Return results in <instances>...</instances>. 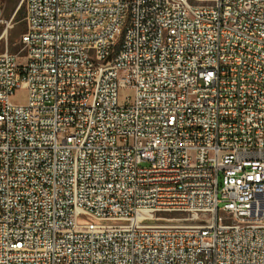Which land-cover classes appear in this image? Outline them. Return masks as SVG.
<instances>
[{"label": "built area", "instance_id": "2783aa9c", "mask_svg": "<svg viewBox=\"0 0 264 264\" xmlns=\"http://www.w3.org/2000/svg\"><path fill=\"white\" fill-rule=\"evenodd\" d=\"M21 4L0 264H264V0Z\"/></svg>", "mask_w": 264, "mask_h": 264}, {"label": "rangeland", "instance_id": "374dc122", "mask_svg": "<svg viewBox=\"0 0 264 264\" xmlns=\"http://www.w3.org/2000/svg\"><path fill=\"white\" fill-rule=\"evenodd\" d=\"M3 4V23H0V54L9 53L17 56H22L24 51L20 43L21 35L26 30V24L23 21L25 14V6L21 4L22 0H1ZM213 1V0H212ZM212 1H196L198 4H210ZM21 5V6H20ZM18 7L22 8L21 16L18 20L15 12ZM18 20V21H16ZM23 62V60H19ZM130 90H122L120 97L132 96ZM27 101L26 91L24 88L16 91L12 97V102L15 105H24Z\"/></svg>", "mask_w": 264, "mask_h": 264}, {"label": "bare ground", "instance_id": "6f19581e", "mask_svg": "<svg viewBox=\"0 0 264 264\" xmlns=\"http://www.w3.org/2000/svg\"><path fill=\"white\" fill-rule=\"evenodd\" d=\"M198 1H212V0H198ZM36 129H47V122H36Z\"/></svg>", "mask_w": 264, "mask_h": 264}, {"label": "trees", "instance_id": "16d2710c", "mask_svg": "<svg viewBox=\"0 0 264 264\" xmlns=\"http://www.w3.org/2000/svg\"><path fill=\"white\" fill-rule=\"evenodd\" d=\"M21 10H22V8H19V10L16 12V15H15L18 20L20 19V16H21ZM18 20H16V21H18Z\"/></svg>", "mask_w": 264, "mask_h": 264}, {"label": "water", "instance_id": "95a60500", "mask_svg": "<svg viewBox=\"0 0 264 264\" xmlns=\"http://www.w3.org/2000/svg\"><path fill=\"white\" fill-rule=\"evenodd\" d=\"M19 8H20V7H18V9L16 10V12L19 10ZM16 12H15V14H16Z\"/></svg>", "mask_w": 264, "mask_h": 264}]
</instances>
